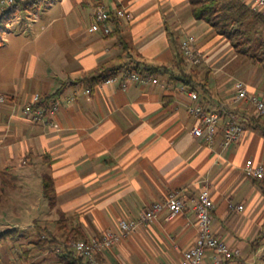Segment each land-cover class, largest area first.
<instances>
[{"label": "crops", "instance_id": "obj_1", "mask_svg": "<svg viewBox=\"0 0 264 264\" xmlns=\"http://www.w3.org/2000/svg\"><path fill=\"white\" fill-rule=\"evenodd\" d=\"M244 1L252 7V0ZM95 2L61 1L65 12L73 14L67 29L75 45L71 58L57 65L59 72L67 71L63 77L77 78L103 62L128 60L123 43L133 57L176 70L173 41L180 50L184 36L196 32L192 34L196 48L204 56L201 75L210 71V91L199 99L208 111L221 115L218 133L209 144L192 134L196 119L188 111V93L193 90L169 74L147 83L131 81L126 88L122 73L113 84L103 82L89 92L80 84L68 85L55 98L61 107L38 122L25 116V104L35 94L55 93L59 83L51 81L45 84L49 90L36 93H30L32 82L27 80L22 89L7 87L11 100L0 102V219L16 188L23 190L18 199L31 205L35 199L38 204L46 178L52 188L53 214L44 220H58L62 213L74 215L89 238L107 230L118 234L120 220L140 221L152 204L177 193L186 200V211L175 215L165 211L139 224L99 258L105 264H179L197 233L193 202L208 187L213 233L240 249L238 264H264V180L244 173L248 161L264 164V134L249 127L250 106L233 101L237 81L264 97L260 74L264 68L253 65L248 73L246 67L244 76H237L244 64L229 68L225 52L229 42L215 46L218 36L191 14L188 0H104L111 11L120 7L131 15L110 37L90 33L85 26L91 23ZM38 62L32 56L26 78L37 77ZM229 110L245 132L238 143L223 149ZM12 183L13 189L7 187ZM16 226L27 227L12 225Z\"/></svg>", "mask_w": 264, "mask_h": 264}, {"label": "rangeland", "instance_id": "obj_2", "mask_svg": "<svg viewBox=\"0 0 264 264\" xmlns=\"http://www.w3.org/2000/svg\"><path fill=\"white\" fill-rule=\"evenodd\" d=\"M61 1L46 0L33 9L17 11L8 21L0 42V94L5 101L6 99L11 100L12 97L6 95L8 94L7 87L12 89L16 86L22 89L26 80L32 82L30 93H36L49 90L50 85L45 86V84H49L51 81L56 85L58 83L61 85L65 79L63 76L67 74V71L59 72L57 65H64L71 58L75 45L68 36L67 29V24L73 14L68 15L65 12ZM85 26L88 28L89 23L85 22ZM258 26L255 27L257 30L253 33L243 31V33L232 34L230 37L217 35L213 31L216 36L220 37V39L216 37L218 40L215 38V46L222 44L223 41L229 42L225 49L226 59L231 60L229 68L235 69L244 64L242 65L243 71L240 68L237 76H244L242 72L246 67L248 73L252 72L253 65H258L259 70L264 68V64H259L252 58V56H262L260 51H264V24H258ZM191 34L196 35V32ZM32 56H35L39 61L37 77L26 78L29 76L26 64L30 62ZM205 69L203 68V70ZM223 73L224 71H221L219 75ZM260 74L264 79V69ZM0 102L3 101L0 100ZM41 170L45 171L46 166L42 165ZM13 183L7 187L13 189ZM15 190L18 194L13 192L14 196L11 201L6 202L9 205L4 207L3 219H0V232L15 228L12 227L15 223L27 227L16 226L18 231L23 233V238L20 241L13 243L12 240H7L0 244V264H61L57 255L59 249L54 245L51 246V249L43 251L32 248L28 259L21 256L22 250H25L26 246L21 249L20 244L26 245L28 241H37L38 239L37 227H32L31 224L47 227L54 232L57 229V224L56 220H44L48 217L47 214L50 216L53 214L49 208L51 192L45 189V185L43 189L40 186L41 200L38 204L35 199L32 205L28 203L29 200L28 202L25 200L27 203L23 202L20 196L18 199V195L23 190L18 188Z\"/></svg>", "mask_w": 264, "mask_h": 264}, {"label": "built area", "instance_id": "obj_3", "mask_svg": "<svg viewBox=\"0 0 264 264\" xmlns=\"http://www.w3.org/2000/svg\"><path fill=\"white\" fill-rule=\"evenodd\" d=\"M15 2L16 0H0V10L11 6ZM252 7L264 16V0H252ZM110 12L111 10L105 5L104 0H96L88 31L90 33L99 32L104 36L109 35L113 31L109 22ZM117 13L125 21H130L131 15L124 8L117 9ZM180 50L188 65L197 66L204 60L203 54L196 48V38L192 34L184 36L180 42ZM117 79V77L108 78L104 83L113 84ZM151 80L153 79L141 78L136 74H132L122 80V86L126 88L131 81L147 83ZM234 88L233 101L237 104H248L253 116L264 119V97L260 93L250 91L242 81H237L234 84ZM86 92H89V89H86ZM188 96L191 101L188 105V111L196 119L192 134L208 144L212 143L219 130L220 114L208 111L195 91H190ZM70 99L73 100V97ZM0 100L4 101L2 97H0ZM39 100L40 94H35L30 103L24 106L23 112L32 122H38L43 117V109L34 107V104ZM61 105V101L54 102L52 111H57ZM54 126L57 127L58 125L55 123ZM244 132L245 128L239 122L236 113L233 111L228 112L224 138L221 144L222 148L225 149L231 144L238 143L242 139ZM244 173L249 178L264 180V164H255L252 161H248L245 165ZM193 203L197 233L194 243L182 253L179 264H238L240 249L231 247L213 233V201L208 187L201 190L198 198ZM186 209V200L178 197L177 193H172L164 201L152 204L143 213L140 221L134 219L120 220L118 222V234L112 232V230H107L99 238L88 237L87 239H81L74 242L72 247L75 255L83 258L86 264H105L101 262L100 255L111 249L124 236L135 231L139 224H147L158 214L165 211L175 215L186 211Z\"/></svg>", "mask_w": 264, "mask_h": 264}, {"label": "trees", "instance_id": "obj_4", "mask_svg": "<svg viewBox=\"0 0 264 264\" xmlns=\"http://www.w3.org/2000/svg\"><path fill=\"white\" fill-rule=\"evenodd\" d=\"M45 1L46 0H16L11 6L1 9L0 42L2 41L8 21L17 11L33 9ZM188 2L190 4L191 14L196 19L206 22L218 35L230 37L232 34L243 33V31L253 33L257 30V28L255 30V27H257L258 24H264V16L253 7L249 6L244 0H188ZM122 19L123 18L119 17L117 10H112L110 12L109 22L113 31L105 37H110L118 31L119 27L122 25ZM173 45L177 49L176 70L166 65L149 64L144 60L133 57L127 44L123 43V49L129 58L128 60L124 58L120 63L113 65H110L109 62H103L92 72L84 73L77 78L65 79L55 93L40 95V100L34 104V107L42 108L44 116L52 110L56 96L60 95L66 86L80 84L90 91L108 78L117 77L119 73H122V80L132 74H136L141 78H151L153 80H157L164 74H169L172 80L181 81L184 86L195 91L198 96H205L208 94L210 91L207 87L210 71L201 75L202 70L199 69L201 64L189 66V68H187V63L184 60L183 54L181 50L177 48V41H173ZM260 54H262V56H252V58L257 61V63L264 64V51H260ZM230 111L233 110H229L227 113ZM248 125L251 128L260 130L264 134V119L251 116ZM43 159L47 162L46 157H43ZM44 185L46 190L52 191L48 178L45 179ZM73 216L74 215L67 216L62 213L59 219L56 220L57 229L55 232L47 229V227L34 224V227H37L38 230V239L37 241H28L26 245L21 243V249L23 246H26V249L22 250L21 256L28 259L32 248L43 251L51 249V246L54 245L59 249L57 255L61 264H86L83 258L75 255L72 247L74 242L88 238L79 224L75 223V216ZM22 238L23 233H20L17 227L0 232V244L7 240H12L14 243L20 241Z\"/></svg>", "mask_w": 264, "mask_h": 264}]
</instances>
